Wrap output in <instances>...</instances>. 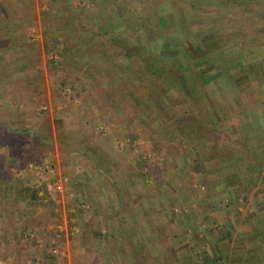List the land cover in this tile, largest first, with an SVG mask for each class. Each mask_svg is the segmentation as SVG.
Listing matches in <instances>:
<instances>
[{"label": "crops", "instance_id": "1", "mask_svg": "<svg viewBox=\"0 0 264 264\" xmlns=\"http://www.w3.org/2000/svg\"><path fill=\"white\" fill-rule=\"evenodd\" d=\"M31 92L104 158L96 264H264V0H0V110Z\"/></svg>", "mask_w": 264, "mask_h": 264}, {"label": "rangeland", "instance_id": "2", "mask_svg": "<svg viewBox=\"0 0 264 264\" xmlns=\"http://www.w3.org/2000/svg\"><path fill=\"white\" fill-rule=\"evenodd\" d=\"M44 99L43 93H26L24 107L6 106L0 110V205L8 215L6 219L13 210L16 215H38L37 222L25 217L4 221V229H0V264H96L97 254L92 248L83 251L76 247L77 231L92 229L95 223L89 219L81 228L77 215L92 211L88 203L96 188L90 184L91 166L104 158L95 154L97 150L91 147L95 140L90 134L81 133L85 137L82 139L71 132L60 139L63 125L55 123L56 109L46 110L39 105ZM33 107L40 113L36 119L31 118ZM19 121L23 123L13 124ZM62 145L68 152L62 151ZM39 217L43 222L36 226L40 231L36 234L33 223L40 224ZM25 224L30 231L21 229ZM128 226L134 229L131 223Z\"/></svg>", "mask_w": 264, "mask_h": 264}, {"label": "built area", "instance_id": "3", "mask_svg": "<svg viewBox=\"0 0 264 264\" xmlns=\"http://www.w3.org/2000/svg\"><path fill=\"white\" fill-rule=\"evenodd\" d=\"M61 187H62L61 184H57L58 189H61Z\"/></svg>", "mask_w": 264, "mask_h": 264}, {"label": "trees", "instance_id": "4", "mask_svg": "<svg viewBox=\"0 0 264 264\" xmlns=\"http://www.w3.org/2000/svg\"><path fill=\"white\" fill-rule=\"evenodd\" d=\"M37 191H38V190H37ZM37 191H36V192H37Z\"/></svg>", "mask_w": 264, "mask_h": 264}]
</instances>
